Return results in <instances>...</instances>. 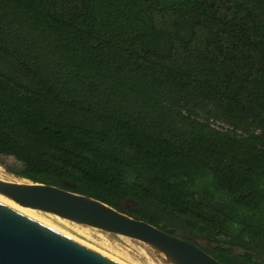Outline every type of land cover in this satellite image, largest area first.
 I'll use <instances>...</instances> for the list:
<instances>
[{
  "label": "trees",
  "instance_id": "16d2710c",
  "mask_svg": "<svg viewBox=\"0 0 264 264\" xmlns=\"http://www.w3.org/2000/svg\"><path fill=\"white\" fill-rule=\"evenodd\" d=\"M0 163L264 264V0H0Z\"/></svg>",
  "mask_w": 264,
  "mask_h": 264
},
{
  "label": "water",
  "instance_id": "95a60500",
  "mask_svg": "<svg viewBox=\"0 0 264 264\" xmlns=\"http://www.w3.org/2000/svg\"><path fill=\"white\" fill-rule=\"evenodd\" d=\"M22 179L0 178V264H123L75 223L140 240L166 263L224 264L193 241L99 199Z\"/></svg>",
  "mask_w": 264,
  "mask_h": 264
},
{
  "label": "rangeland",
  "instance_id": "374dc122",
  "mask_svg": "<svg viewBox=\"0 0 264 264\" xmlns=\"http://www.w3.org/2000/svg\"><path fill=\"white\" fill-rule=\"evenodd\" d=\"M0 174H1L0 178L5 176V174L6 176L8 175L9 177L16 178V175L9 173L5 169V166L2 165L1 163H0ZM2 179H6V178H2ZM77 225L81 229H83L87 234H89L92 238H94L98 243H100L110 254L114 256L117 255L116 257L121 258L122 260H124L129 264H171V263H166L164 261V255L162 253L154 250L149 245H147L146 243L140 240L137 241V239H132L129 237L125 238L119 234L105 232L95 227L88 229L86 225H81V224H77ZM198 242L203 243V241L201 240H198Z\"/></svg>",
  "mask_w": 264,
  "mask_h": 264
},
{
  "label": "bare ground",
  "instance_id": "6f19581e",
  "mask_svg": "<svg viewBox=\"0 0 264 264\" xmlns=\"http://www.w3.org/2000/svg\"><path fill=\"white\" fill-rule=\"evenodd\" d=\"M1 175V174H0ZM12 175V174H11ZM2 178H6V179H9V180H16V181H24V179H22V178H15V177H9L8 175L6 176V174H5V176H3ZM77 225V224H76ZM83 227V226H82ZM88 227V229L89 228H94V227H91V226H87ZM120 235V234H119ZM122 237H125L126 238V236H123V235H121ZM121 238V237H120ZM138 241V240H137ZM140 242V241H139ZM138 248V247H137ZM111 250V249H110ZM142 250V249H141ZM144 253V252H143ZM112 255V254H111ZM112 256H114V255H112ZM117 256V255H116ZM116 256H114L119 262H121V263H123V264H129V263H127V262H125L124 260H122L121 258H119V257H116ZM132 261V260H131ZM131 263V262H130Z\"/></svg>",
  "mask_w": 264,
  "mask_h": 264
}]
</instances>
